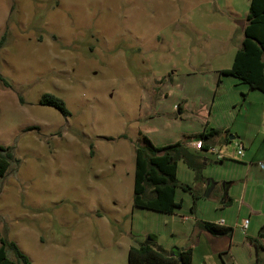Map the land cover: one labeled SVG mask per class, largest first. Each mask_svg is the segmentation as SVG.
<instances>
[{"label": "rangeland", "instance_id": "obj_1", "mask_svg": "<svg viewBox=\"0 0 264 264\" xmlns=\"http://www.w3.org/2000/svg\"><path fill=\"white\" fill-rule=\"evenodd\" d=\"M249 3L0 0V146L14 157L0 179V235L30 264H128V249L149 240L169 249L185 227L180 218L209 214L223 183L231 182L226 201L264 214L263 135L242 156L233 141L213 146L222 160L199 153L206 161L198 177L177 163L178 184L198 196L192 210L180 188L172 215L132 204L140 130L146 122L178 125L175 100L189 86L204 89L217 66H231ZM221 80L209 119L229 115L244 132L241 120L251 115L249 131L264 133L262 102L243 84L231 88L233 78ZM166 90L170 97L161 98ZM43 95L60 99L67 115L40 104ZM162 108L168 115L151 122L147 114Z\"/></svg>", "mask_w": 264, "mask_h": 264}, {"label": "crops", "instance_id": "obj_2", "mask_svg": "<svg viewBox=\"0 0 264 264\" xmlns=\"http://www.w3.org/2000/svg\"><path fill=\"white\" fill-rule=\"evenodd\" d=\"M245 25L246 21L242 26V33ZM242 40L243 35L239 36L236 42L237 48L235 52L239 49ZM222 69L228 68L217 66L213 70L211 78L204 83L205 85L203 88L207 89L205 92L206 98H203L204 96L201 97V95H203L201 91H205L204 89L200 90L198 86H194L193 88L189 86V92L181 94V96L175 100L170 110L176 114L177 118L175 120H178V125L171 129L170 125L164 127L159 121H156L157 125L155 122L154 125L148 126L146 122V125L144 124L142 127L143 130H140L142 135L146 136L156 147L170 145L175 142H184L189 147V143L195 139L196 135L205 131L216 130L217 134L210 139L207 149L221 144H224V147L231 141H233L236 151V145L238 144H242L243 150L244 144H249L251 148V145H253L261 135L264 136V133L258 130L259 128H256L257 130L255 129L254 132L249 131V129L254 126L253 123H255L251 115L246 113L248 116L241 120L244 122H241L239 127L242 126L244 132H241L238 126L234 127L237 120L230 119L228 117L229 113L227 114L228 116H226L227 120L221 118L220 120L212 121L209 119L216 100L215 96L217 91L223 85L221 77H226L219 76V71ZM233 80L235 81H229V86H231V88L240 84L238 80L234 78ZM246 88V91L244 89L241 90L246 93L247 97L252 96V98L260 100L264 105V94L251 90L247 86ZM168 97H170V92L168 91L161 95V98L164 99ZM219 98H221V96ZM237 102L238 100H235L231 105L233 106ZM151 113L147 114L151 116V118L149 117L151 122L153 121L152 119L159 114L168 115L163 108L159 112H153L154 114ZM202 116H206V118L202 120L200 118ZM262 130H264V124L262 125ZM237 141L240 143H236ZM259 148H261V146ZM195 152H198V150H195ZM260 152L261 149L251 158H255ZM204 155H209L212 158L215 156L213 153L208 152V150L204 151ZM243 158L250 159L246 154ZM202 159L206 161V158H201V161ZM203 185H205L204 182L202 183V186ZM210 186V184H206L205 186L208 192L211 190L209 189ZM230 186L231 182L221 185V203H219L218 206L212 207L210 213L206 216H202L201 218L195 217V215H191L190 217L182 216L180 220L185 227L176 230L178 231V236L176 237H179V239L171 244V248L160 249L168 253L172 250H190L191 264H264V232L260 234V229L264 225V214L261 215L257 210L252 208V205L248 203L244 204L243 201H238L231 197L227 198L228 201H226L225 198L228 196ZM262 200L264 202V195ZM232 203H235V205ZM243 211H246L251 217L246 229L242 228L243 221L247 220L244 218ZM188 221L194 223L186 224ZM200 221L211 222L231 228L232 231L228 236H213L199 228L198 223ZM221 222L222 224H220ZM152 245L155 246L156 249L159 248L155 242H152Z\"/></svg>", "mask_w": 264, "mask_h": 264}, {"label": "trees", "instance_id": "obj_3", "mask_svg": "<svg viewBox=\"0 0 264 264\" xmlns=\"http://www.w3.org/2000/svg\"><path fill=\"white\" fill-rule=\"evenodd\" d=\"M243 40L235 52L231 66L219 71V76L232 77L249 89L264 94V0H250ZM40 104L51 106L67 115L64 103L51 95H43ZM217 134L209 130L196 135L202 141V148L195 150L184 142H175L161 147L154 146L143 135L142 145L135 148L133 200L134 207L172 215L180 209L181 201L175 199L177 188L188 191L192 197V207L198 196L189 187L179 185L176 180L177 163L182 161L186 167L198 176L202 167L199 153L207 150L208 143ZM14 160L11 148L0 146V179L7 173ZM201 230L213 236H228L231 228L211 222L200 221ZM264 232V225L260 234ZM13 254L15 261L8 258ZM173 256L157 251L150 243L130 247L127 252L128 264H191L190 250H174ZM0 264H30L29 259L13 243L0 235Z\"/></svg>", "mask_w": 264, "mask_h": 264}, {"label": "built area", "instance_id": "obj_4", "mask_svg": "<svg viewBox=\"0 0 264 264\" xmlns=\"http://www.w3.org/2000/svg\"><path fill=\"white\" fill-rule=\"evenodd\" d=\"M189 147L194 149V150H200L202 148V141L198 140V139H194V140H192L189 143ZM236 147H237V151H236L237 155L242 156L243 155V153H242V151H243L242 144H238V145H236ZM207 150H208V152H211V153L215 154L216 160H222L223 159L222 155L220 153H218L214 149V147H209ZM220 224H222V222ZM247 224H248V220L243 221L242 228L246 229Z\"/></svg>", "mask_w": 264, "mask_h": 264}, {"label": "water", "instance_id": "obj_5", "mask_svg": "<svg viewBox=\"0 0 264 264\" xmlns=\"http://www.w3.org/2000/svg\"><path fill=\"white\" fill-rule=\"evenodd\" d=\"M152 242H153V241H150V240H149V241H147V242H145V243H150V244H152ZM157 251H162V250H161L160 248H157ZM173 255H174V253L171 252V253H170V256H173Z\"/></svg>", "mask_w": 264, "mask_h": 264}]
</instances>
